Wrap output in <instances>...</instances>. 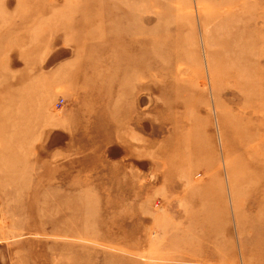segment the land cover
Masks as SVG:
<instances>
[{
    "label": "rangeland",
    "instance_id": "374dc122",
    "mask_svg": "<svg viewBox=\"0 0 264 264\" xmlns=\"http://www.w3.org/2000/svg\"><path fill=\"white\" fill-rule=\"evenodd\" d=\"M0 264H264V0H0Z\"/></svg>",
    "mask_w": 264,
    "mask_h": 264
},
{
    "label": "bare ground",
    "instance_id": "6f19581e",
    "mask_svg": "<svg viewBox=\"0 0 264 264\" xmlns=\"http://www.w3.org/2000/svg\"><path fill=\"white\" fill-rule=\"evenodd\" d=\"M94 68H96V67H93L92 69H90V70H95Z\"/></svg>",
    "mask_w": 264,
    "mask_h": 264
},
{
    "label": "built area",
    "instance_id": "2783aa9c",
    "mask_svg": "<svg viewBox=\"0 0 264 264\" xmlns=\"http://www.w3.org/2000/svg\"><path fill=\"white\" fill-rule=\"evenodd\" d=\"M60 105L57 106V108H59Z\"/></svg>",
    "mask_w": 264,
    "mask_h": 264
}]
</instances>
